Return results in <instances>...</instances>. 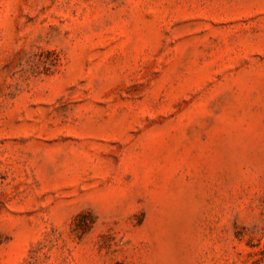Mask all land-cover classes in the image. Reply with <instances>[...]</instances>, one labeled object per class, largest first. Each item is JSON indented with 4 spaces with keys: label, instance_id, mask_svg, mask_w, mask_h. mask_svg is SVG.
<instances>
[{
    "label": "rangeland",
    "instance_id": "1",
    "mask_svg": "<svg viewBox=\"0 0 264 264\" xmlns=\"http://www.w3.org/2000/svg\"><path fill=\"white\" fill-rule=\"evenodd\" d=\"M0 264H264V0H0Z\"/></svg>",
    "mask_w": 264,
    "mask_h": 264
}]
</instances>
